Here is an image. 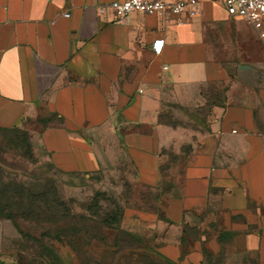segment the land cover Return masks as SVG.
Instances as JSON below:
<instances>
[{"label": "crops", "instance_id": "0c3cea01", "mask_svg": "<svg viewBox=\"0 0 264 264\" xmlns=\"http://www.w3.org/2000/svg\"><path fill=\"white\" fill-rule=\"evenodd\" d=\"M112 1L0 0V129L39 124L64 173L126 162L158 193L135 219L159 257L202 264L238 238L264 264V37L216 0L121 18Z\"/></svg>", "mask_w": 264, "mask_h": 264}, {"label": "rangeland", "instance_id": "374dc122", "mask_svg": "<svg viewBox=\"0 0 264 264\" xmlns=\"http://www.w3.org/2000/svg\"><path fill=\"white\" fill-rule=\"evenodd\" d=\"M164 117L186 120L179 109ZM39 130L34 121L0 130V264H171L156 254L150 227L135 219L153 209L150 197L158 193L135 183L126 162L90 176L57 171L38 143ZM115 203L124 209L121 229L135 239L117 242L123 235L98 223L95 213ZM206 250L202 264H257L241 256L238 238L223 241L215 255Z\"/></svg>", "mask_w": 264, "mask_h": 264}, {"label": "built area", "instance_id": "2783aa9c", "mask_svg": "<svg viewBox=\"0 0 264 264\" xmlns=\"http://www.w3.org/2000/svg\"><path fill=\"white\" fill-rule=\"evenodd\" d=\"M195 0H124L112 1L102 5L99 10L103 12L109 7L118 17H125L132 12L156 14L158 16H180L188 14L194 16L196 10L192 8ZM223 3L230 15L238 16L249 21L264 37V0H216ZM68 16L67 13H65Z\"/></svg>", "mask_w": 264, "mask_h": 264}, {"label": "trees", "instance_id": "16d2710c", "mask_svg": "<svg viewBox=\"0 0 264 264\" xmlns=\"http://www.w3.org/2000/svg\"><path fill=\"white\" fill-rule=\"evenodd\" d=\"M18 129H21V128L15 127V128L0 129V130H18ZM56 170L60 171L58 169H56ZM98 193L101 194V192H98ZM102 195H104V194H102ZM0 212H2L1 209H0ZM123 212H124L123 207L115 203V205L112 207V209H110V210L107 209V210H104L103 212L95 213V215L98 216V219H99L98 223L99 224H102L103 226L108 227V228H113V229L117 230V234H120L121 236L123 235L121 237V240H120V236H118V238H116L117 242L124 241L126 239V238L123 239L124 236L128 237L129 239H135V236L133 234L121 229V227H120V223H121V220L123 217ZM1 215H3V214H1ZM5 217L10 218L11 216L6 215ZM84 217H86V216H84ZM182 243H183V245H185V247H187V244L184 241H182ZM164 260L168 263H171V264H177L176 262H173V261L168 260V259H164Z\"/></svg>", "mask_w": 264, "mask_h": 264}]
</instances>
